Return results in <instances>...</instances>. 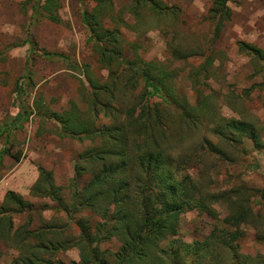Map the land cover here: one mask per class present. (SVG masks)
<instances>
[{
  "label": "rangeland",
  "instance_id": "374dc122",
  "mask_svg": "<svg viewBox=\"0 0 264 264\" xmlns=\"http://www.w3.org/2000/svg\"><path fill=\"white\" fill-rule=\"evenodd\" d=\"M212 1L101 0L96 9V0H59L58 21L52 22L35 16L44 0H0V150L18 157L0 156V206L16 210L8 216V238H0V264H22L12 236L30 245L41 233L51 244H64L57 250L44 247L45 260L81 264L79 250L70 243L80 239L79 224L87 223L88 234L97 236V226L111 220L88 208L72 211L73 195L100 170V163L89 159L99 148L128 159L132 187L136 176L143 180L137 166L141 150L133 143L141 137L127 127L141 123L155 135L173 179L195 185L210 203L204 211L178 216L176 233L162 244L169 250L164 262L195 264L198 255L189 246L210 233L214 239L223 232L222 243L232 246L228 233L237 228L241 202L252 209L253 221L247 215L249 223L238 226L243 234L235 240L236 252L264 256V63L241 50L246 44L264 52V0H230V19L216 37L207 14ZM83 13H96L104 29H117L113 43L125 58L153 63L154 94L144 81L131 78L129 67L99 61ZM96 83L110 89H95ZM72 108L95 127L94 137L64 134L47 118V112ZM229 120L251 124L260 145L249 139L224 141L215 128ZM76 165L81 174L74 180ZM40 168L48 175H39ZM8 191L24 205L6 202ZM119 247L116 238L99 243L112 253L106 264H114ZM214 255L201 264H234L228 248Z\"/></svg>",
  "mask_w": 264,
  "mask_h": 264
},
{
  "label": "trees",
  "instance_id": "16d2710c",
  "mask_svg": "<svg viewBox=\"0 0 264 264\" xmlns=\"http://www.w3.org/2000/svg\"><path fill=\"white\" fill-rule=\"evenodd\" d=\"M58 1L44 0L42 6L36 10L35 16L57 22ZM228 2L230 0H213L207 11L213 26L214 37L221 30L223 23L230 19L231 11L228 7ZM101 4V0H96V9L101 7ZM150 5H152V9H155L153 1H150ZM99 16L96 13H83V22L88 28L89 39L93 42L94 48H96L99 61L104 63L106 67H109L112 63L129 67L132 72L131 78H139L144 81V86L151 89V94H154L157 88L155 87V79L150 74L151 64L153 63L143 61L140 58L133 60L125 58L119 47L117 48L116 44L113 43V37L118 34L117 29H104ZM241 50L245 51L256 61L264 63V52L261 50L249 47L246 44L241 45ZM91 83L95 82L91 81ZM93 86L95 89L102 91L110 89L107 83H96ZM47 113V118L58 123L64 134L76 136L80 140L89 139L96 135L94 126H89V124L79 119L76 108L61 113ZM127 127L133 129L134 135L141 137V140L139 139L138 141L134 139L133 143L135 146H133L137 152L141 150L142 156H138L137 166L141 168V173H144L142 176L143 180H139L140 178L136 176L134 179L135 188L132 187L133 183L127 179L128 174L125 169L128 159L122 153L116 155L112 150L106 151L104 148H99L89 159L100 163L101 168L81 191L74 193L72 211L88 208L94 214L101 215L104 220L109 218L111 223L109 222L110 224L107 226L108 221H105L103 225H98L97 236H91L88 234V224L81 222L79 224V228L81 226L80 239L77 242H72V240L70 243H74L72 246L79 250L81 264H106L109 261V255L111 256L112 253L108 254L106 250H101L99 243L111 238H116L120 242L119 249L113 254L114 264H177L164 262V255L169 250L168 246L164 248L162 244L169 236L176 233L179 215L192 209L204 211L210 203L205 201V198L200 195V191L198 192V189H195V185L185 184L183 181L173 179L167 165L164 164L165 159L161 151L158 150L159 144L155 143V135H152L151 130L144 123L134 128L130 125H127ZM215 133L222 136L225 139L224 141L241 142L249 139L255 145H260L258 133L255 132L251 124L245 121L229 120L216 126ZM117 135L118 139H120V134ZM60 136L62 137L61 133ZM100 136L102 137L101 134ZM104 137L106 136L104 135ZM120 152L122 151L118 147L117 153ZM4 153L13 160L18 161L17 156L9 154L6 149H1L0 156ZM104 158L106 159L104 160ZM114 159H117V161ZM38 171L41 176L48 175L41 168ZM80 174L81 169L79 166H74L73 179L75 180L77 175ZM45 182L47 183V180ZM156 186L158 187L157 189H155ZM46 191L47 194L52 193V186L49 182L46 184ZM260 193L261 198L264 199V190ZM55 195H57V192ZM5 199L6 202L13 203L18 207L24 205L21 197L12 191L7 192ZM233 203L231 202L233 207L236 208V202ZM108 207L114 208L112 212L109 211ZM239 207V215L234 219L237 221V228L234 226L236 229L228 233L231 235V244L233 245L224 246L223 240H221L225 237L223 232H221L222 237L216 235L214 239H212V233H210L201 243L189 246L188 250L195 251L198 255L195 259L196 262L193 263L201 264L205 256L214 259V252L221 247L228 248L231 251V258L234 260V264H264V256L250 258L236 252L237 244L235 240L238 241V238L243 234L241 226H238L249 223L246 219L247 215H250L249 217L253 221L250 206L241 202ZM239 207L237 206V208ZM10 212H16V210L10 207H0V238H8L9 236L11 224L8 216ZM226 222H228V218ZM229 226L232 225L229 224ZM46 236L48 237L49 235L41 233L38 242L30 245L24 243L26 240L24 237H22V240L17 235L12 236L11 240H16L12 246L18 250V258L22 264H53L45 260L41 256L42 253L40 254V251L44 247H49L50 250H57L64 244L60 242L51 244L50 239H47ZM67 243L69 242L66 241L65 244Z\"/></svg>",
  "mask_w": 264,
  "mask_h": 264
},
{
  "label": "crops",
  "instance_id": "0c3cea01",
  "mask_svg": "<svg viewBox=\"0 0 264 264\" xmlns=\"http://www.w3.org/2000/svg\"><path fill=\"white\" fill-rule=\"evenodd\" d=\"M5 163H6V164H9L10 161L6 160ZM38 178H39V176H38ZM8 192H9V191H8ZM6 194H7V193H6ZM2 198H3V197H2ZM4 199H5V196H4ZM1 206H3V205H1ZM1 206H0V207H1Z\"/></svg>",
  "mask_w": 264,
  "mask_h": 264
}]
</instances>
